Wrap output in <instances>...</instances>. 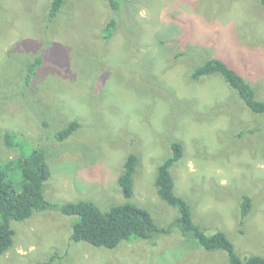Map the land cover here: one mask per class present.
I'll return each mask as SVG.
<instances>
[{
    "label": "rangeland",
    "instance_id": "1",
    "mask_svg": "<svg viewBox=\"0 0 264 264\" xmlns=\"http://www.w3.org/2000/svg\"><path fill=\"white\" fill-rule=\"evenodd\" d=\"M261 1L121 0L114 12L107 0H64L48 25L51 0H0V162L18 156L3 132L17 134L46 150V200L106 210L128 202L118 178L134 153L129 202L167 226L177 210L154 180L170 142L179 141L183 158L171 174L193 221L207 234L226 233L241 257L264 256V115L250 113L218 75L189 79L196 62L219 58L264 102ZM112 18L116 28L105 38ZM36 57L26 100L19 76ZM72 121L80 128L66 141L49 138ZM244 196L252 208L240 226ZM75 220L47 210L12 222L13 245L0 264H228L224 251L196 247L177 230L112 250L74 243Z\"/></svg>",
    "mask_w": 264,
    "mask_h": 264
},
{
    "label": "trees",
    "instance_id": "2",
    "mask_svg": "<svg viewBox=\"0 0 264 264\" xmlns=\"http://www.w3.org/2000/svg\"><path fill=\"white\" fill-rule=\"evenodd\" d=\"M120 1L107 0V3L111 10L116 12L120 9ZM261 2L264 5V0ZM63 4L64 0H51L46 17L48 25L57 18ZM115 28L116 19L112 18L103 30L104 37L109 38ZM40 64L41 58L36 57L27 65L25 74L19 76V78L23 77L20 84L23 92L20 95L27 96L26 100L29 97V86ZM213 75L223 79L250 113L255 116L264 115V102L256 97L250 83L236 69L219 58L196 62L189 79L198 83L200 80H205L203 78ZM186 106L184 101L179 105L184 108ZM44 125L47 127L46 123ZM79 128L80 123L72 121L60 130L48 132V136L56 142H64ZM253 131L255 129H251L250 132ZM2 137L8 148L18 151V156L0 162V256L13 245L15 231L11 226L12 222H23L37 212L50 210L76 217L70 235V240L74 243L84 242L96 248L112 250L121 243L133 240L153 241L160 235L177 230L196 247L208 252L224 251L227 254L228 264H264V256L241 257L226 233L217 231L207 234L193 221L191 206L175 193L171 174V168L183 158V145L179 141L170 142L169 154L158 163L156 168L154 186L157 195L164 203L177 210V217L169 225L159 226L148 210L129 202L133 196L134 176L139 162L136 154L131 153L127 156L123 164V172L118 178L122 195L128 202L101 210L91 201L56 204L46 200L44 184L50 179L51 171L45 148L41 145L32 146L14 133L4 131ZM251 208V199L244 196L240 207V226L243 225V220L248 216ZM52 261L51 259L36 264H50Z\"/></svg>",
    "mask_w": 264,
    "mask_h": 264
}]
</instances>
